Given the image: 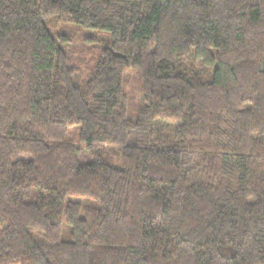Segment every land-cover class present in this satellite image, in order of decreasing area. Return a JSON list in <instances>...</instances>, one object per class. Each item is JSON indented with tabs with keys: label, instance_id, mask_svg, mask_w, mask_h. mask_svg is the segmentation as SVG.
Instances as JSON below:
<instances>
[{
	"label": "trees",
	"instance_id": "trees-1",
	"mask_svg": "<svg viewBox=\"0 0 264 264\" xmlns=\"http://www.w3.org/2000/svg\"><path fill=\"white\" fill-rule=\"evenodd\" d=\"M10 263L264 264V0H0Z\"/></svg>",
	"mask_w": 264,
	"mask_h": 264
},
{
	"label": "rangeland",
	"instance_id": "rangeland-1",
	"mask_svg": "<svg viewBox=\"0 0 264 264\" xmlns=\"http://www.w3.org/2000/svg\"><path fill=\"white\" fill-rule=\"evenodd\" d=\"M134 72H137V69H130L127 72V77L129 82V84L127 85L128 86L127 91L131 95V97H133L130 105L141 103V94H142L140 89L141 79L132 75V73ZM10 264H18V263H10Z\"/></svg>",
	"mask_w": 264,
	"mask_h": 264
}]
</instances>
